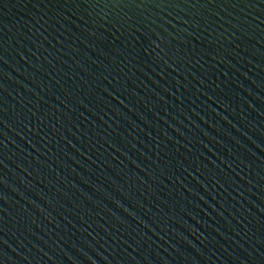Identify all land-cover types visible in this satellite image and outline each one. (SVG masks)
Listing matches in <instances>:
<instances>
[{
    "label": "water",
    "instance_id": "obj_1",
    "mask_svg": "<svg viewBox=\"0 0 264 264\" xmlns=\"http://www.w3.org/2000/svg\"><path fill=\"white\" fill-rule=\"evenodd\" d=\"M0 264H264V0H0Z\"/></svg>",
    "mask_w": 264,
    "mask_h": 264
},
{
    "label": "snow or ice",
    "instance_id": "obj_2",
    "mask_svg": "<svg viewBox=\"0 0 264 264\" xmlns=\"http://www.w3.org/2000/svg\"><path fill=\"white\" fill-rule=\"evenodd\" d=\"M0 143H2V142H0Z\"/></svg>",
    "mask_w": 264,
    "mask_h": 264
}]
</instances>
